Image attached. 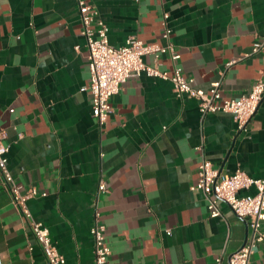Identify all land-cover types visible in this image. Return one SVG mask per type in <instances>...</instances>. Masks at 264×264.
<instances>
[{"label":"crops","instance_id":"crops-1","mask_svg":"<svg viewBox=\"0 0 264 264\" xmlns=\"http://www.w3.org/2000/svg\"><path fill=\"white\" fill-rule=\"evenodd\" d=\"M85 1L115 46L130 36L167 43V12L176 64L196 88L219 81L224 97L238 98L264 71V48L254 51L264 0ZM82 30L78 0H0V129L23 189L46 193L28 201L33 215L66 264H93L96 204L112 251L107 264H230L247 241L248 219L224 202L222 215L211 217L205 194L192 187L204 158L222 173L264 177V97L240 130L230 113L202 114L199 100L178 96L171 80L132 76L102 127ZM145 61L174 68L168 54ZM102 181L108 192L98 196ZM0 256L3 264H49L1 176ZM251 261L264 264V242Z\"/></svg>","mask_w":264,"mask_h":264},{"label":"built area","instance_id":"built-area-1","mask_svg":"<svg viewBox=\"0 0 264 264\" xmlns=\"http://www.w3.org/2000/svg\"><path fill=\"white\" fill-rule=\"evenodd\" d=\"M83 24L82 33L87 39L88 65L90 80L87 88L92 94L93 113L100 126H105L114 112L112 98L120 92L122 84L132 76L146 74L171 80L178 96H189L199 100L202 114L226 112L232 114L240 130L246 129L250 119L257 112L264 97V71L256 80L251 91L238 98H227L222 95L220 82H214L210 90L196 88L193 79L182 72L176 64L181 54L169 40L171 28L167 20L169 14L163 16L165 28L164 37L167 43H150L137 36H130L126 44L115 46L109 40V27L100 18L97 12L85 0H78ZM264 48L262 41L254 45V51ZM168 54L174 61L173 70L160 68L145 61V56L153 55L160 58ZM237 61L233 58L228 62L232 65ZM7 131L0 129V176L5 189L12 198L13 205L29 222L30 227L40 244L44 256L49 264H66L65 256L53 243L50 230L43 221L37 219L28 204V201L38 195H46L36 187L23 189V185L16 179L9 168L10 144L7 142ZM199 179L192 189L201 191L208 200V209L211 217L222 215L220 202L228 204L240 217L248 219L249 235L246 243L229 259L230 264H252L251 258L257 246L264 242V177L256 178L249 175L242 168L233 173H222L213 162L204 158L198 167ZM255 188L254 193H245ZM108 192L106 182L102 181L98 187L100 193ZM94 238L93 264H107L112 253L106 233V224L100 220L98 205L95 208L94 222L91 227Z\"/></svg>","mask_w":264,"mask_h":264},{"label":"water","instance_id":"water-1","mask_svg":"<svg viewBox=\"0 0 264 264\" xmlns=\"http://www.w3.org/2000/svg\"><path fill=\"white\" fill-rule=\"evenodd\" d=\"M220 171H222V170H220ZM0 264H3L1 256H0Z\"/></svg>","mask_w":264,"mask_h":264}]
</instances>
